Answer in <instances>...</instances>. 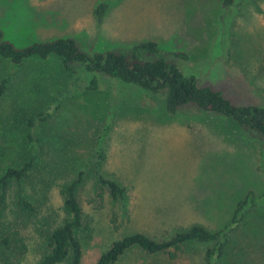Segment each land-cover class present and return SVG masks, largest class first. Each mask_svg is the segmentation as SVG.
<instances>
[{
	"label": "rangeland",
	"instance_id": "rangeland-1",
	"mask_svg": "<svg viewBox=\"0 0 264 264\" xmlns=\"http://www.w3.org/2000/svg\"><path fill=\"white\" fill-rule=\"evenodd\" d=\"M228 3L230 0H227ZM0 0V27L19 48L74 38L88 53L155 41L170 60L237 104L264 105V0ZM186 51L189 59L175 52ZM0 176L34 160L16 205L12 182L6 219L27 237L23 264L42 255V229L62 219L61 186L84 172L79 199L91 231L81 232L82 264H96L114 241L136 232L169 238L199 223L223 228L249 191L260 197L228 233L218 264H264V140L219 114L170 113L165 98L55 54L22 62L0 56ZM47 110L42 124L29 119ZM33 137H29V135ZM102 172L128 188L114 201L97 187ZM262 195V196H261ZM211 242H190L176 258L128 251L115 264H206Z\"/></svg>",
	"mask_w": 264,
	"mask_h": 264
},
{
	"label": "trees",
	"instance_id": "trees-1",
	"mask_svg": "<svg viewBox=\"0 0 264 264\" xmlns=\"http://www.w3.org/2000/svg\"><path fill=\"white\" fill-rule=\"evenodd\" d=\"M231 2L224 0L223 4L230 8ZM164 52L157 42L142 41L134 45L130 51L112 49L88 53L71 37H59L19 48L5 39L4 31L0 27V56L4 58H10L18 63L34 55L48 58L55 54L68 70H74V65L81 62L89 69L101 71L150 94L164 97L170 113L205 111L219 114L230 118L239 127L264 140V105L235 103L222 90L210 84H202L196 74L187 73L176 61L168 59ZM175 55L189 59V54L183 50L175 52ZM8 80L5 78L0 83V98L6 91ZM50 116L49 110L42 111L29 119V125L42 124ZM29 137L33 136L30 134ZM104 160L105 152L101 149L97 151L95 157L97 187L105 188L114 201H127L128 188L103 174ZM35 166L33 159L25 160L24 164L9 167L0 176V264H23L29 252L27 237L17 227L14 218L6 219V211L9 207L8 198L12 182H16L19 187L16 205L24 211L35 209L36 206L29 197L23 194V182ZM84 176L85 173L80 172L75 179L61 186L63 216L59 222L41 230L43 252L36 264H82L81 232L89 233L92 229L79 199V189ZM259 198L255 191H249L246 198L238 203L232 220L223 228L214 230L194 223L165 239H156L142 232L126 235L114 241L102 253L96 264H115L133 249H140L148 254L166 253L171 258H176L190 242L213 243L206 250L204 259L206 264H218L216 260L227 252L225 250L229 242L227 231H233L238 226L245 207L254 205Z\"/></svg>",
	"mask_w": 264,
	"mask_h": 264
}]
</instances>
